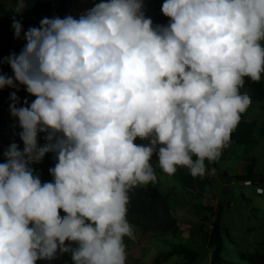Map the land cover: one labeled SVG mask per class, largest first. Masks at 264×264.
Returning <instances> with one entry per match:
<instances>
[{
    "label": "clouds",
    "instance_id": "obj_1",
    "mask_svg": "<svg viewBox=\"0 0 264 264\" xmlns=\"http://www.w3.org/2000/svg\"><path fill=\"white\" fill-rule=\"evenodd\" d=\"M161 12L166 25L144 0H99L79 18H42L0 60L12 70L0 90L35 97L17 107L10 94L23 150L10 144L0 163V264H127L129 193L157 182L153 158L165 174L204 176L230 143L251 105L245 79L264 78V0H164ZM12 28L20 39L22 22ZM47 153L57 162L42 183L29 166Z\"/></svg>",
    "mask_w": 264,
    "mask_h": 264
},
{
    "label": "rangeland",
    "instance_id": "obj_2",
    "mask_svg": "<svg viewBox=\"0 0 264 264\" xmlns=\"http://www.w3.org/2000/svg\"><path fill=\"white\" fill-rule=\"evenodd\" d=\"M91 2L92 0H81L86 11L90 9ZM163 2L164 0H144L145 15L156 25L168 23V19L161 12ZM20 21L22 32H26L27 24ZM1 22L0 16V34L8 27L4 23L1 25ZM10 38L5 39L8 41ZM262 82L264 83V78ZM241 93H246L251 98L250 107L240 119L255 123L251 143H229L217 161L207 164L208 171L204 176L193 177L184 167H178L173 175L165 174L156 166V158H153L157 182L141 187L158 186L161 193L168 198L172 215L177 220V228L170 232L144 233L134 226L135 239L125 237L127 264H155L161 259L162 264H191L179 255L164 259L166 254L178 247L200 254V258L193 264H211L215 248L209 245V235L217 219L220 204L224 207L222 225L225 245L220 264H257L253 262V256H264V100L256 99L247 89L241 90ZM38 142L40 145L45 143L43 133L40 134ZM135 143L148 142L137 139ZM5 151L0 149V163L6 162L3 155ZM42 162L29 166L35 175ZM249 166L253 167L254 180H238L237 177L247 173ZM212 169H215L214 174ZM39 262L73 264L70 254L59 253L55 259ZM258 264L264 262L258 261Z\"/></svg>",
    "mask_w": 264,
    "mask_h": 264
},
{
    "label": "trees",
    "instance_id": "obj_3",
    "mask_svg": "<svg viewBox=\"0 0 264 264\" xmlns=\"http://www.w3.org/2000/svg\"><path fill=\"white\" fill-rule=\"evenodd\" d=\"M0 16L7 19L8 23L12 26L13 19L19 20V16L9 9L5 4L0 2ZM23 47L17 44H6L0 48V60L7 58L10 54H19ZM0 71L3 74L12 75V70L7 63H0ZM247 89L251 92L256 99L264 100V83L251 82L247 78L245 79L244 86L241 90ZM240 90V91H241ZM19 97L20 105L24 106V101L28 103L31 99L26 90L23 91ZM255 130L254 122H247L240 120L237 127L231 134L230 143L237 145H247L252 142L253 133ZM264 136V129H263ZM57 160L54 153H47L43 159L41 168L37 175L43 182H51L52 176L49 173V169L54 167ZM255 178L253 173V167L249 166L247 173L243 176L237 177L238 180L251 182ZM130 203L128 205L127 219L134 226L140 228L144 233L150 231L170 232L177 228V220L172 215V210L168 202V198L161 193L158 186L155 185L151 188L137 187L130 193ZM224 207L222 204L218 207L217 219L213 223L212 230L209 235V245L215 248L213 252L211 264H220L223 260L222 254L225 250L224 238H223V225L222 215ZM174 255L183 256L189 263H195L199 258L198 252L189 250L184 247L174 248L172 252L165 255L164 259H168ZM253 262L258 264V261L264 262V256L255 254L253 256ZM37 264H42L37 261ZM155 264H162V259L157 260Z\"/></svg>",
    "mask_w": 264,
    "mask_h": 264
},
{
    "label": "crops",
    "instance_id": "obj_4",
    "mask_svg": "<svg viewBox=\"0 0 264 264\" xmlns=\"http://www.w3.org/2000/svg\"><path fill=\"white\" fill-rule=\"evenodd\" d=\"M1 3L5 4L9 9H11L20 20L27 24V30L30 27H39L42 18L56 17V14L61 9L63 2L61 0H25V10L21 14L16 13L17 0H0ZM99 2V0H92L91 7L94 3ZM90 7V8H91ZM2 23L6 24L8 27L1 31L0 34V48L6 44H17L24 47L25 40L23 39V32L21 33V38L16 39L14 36V30L12 26L8 23L7 19L2 18ZM6 37H11L8 41ZM16 92L20 95L25 91L23 86H18L17 89L5 88L0 90V149L7 150L12 143L19 145L20 149L23 150V142L20 140L19 132L21 131L19 127L18 120L11 116L9 106L11 103L10 94ZM35 99L31 97L29 104ZM17 107H21L20 103Z\"/></svg>",
    "mask_w": 264,
    "mask_h": 264
},
{
    "label": "built area",
    "instance_id": "obj_5",
    "mask_svg": "<svg viewBox=\"0 0 264 264\" xmlns=\"http://www.w3.org/2000/svg\"><path fill=\"white\" fill-rule=\"evenodd\" d=\"M63 5L59 12L56 14V17L64 18L68 15H71L75 18H79L80 15L86 12L85 7L82 6L81 0H61ZM86 1V0H82Z\"/></svg>",
    "mask_w": 264,
    "mask_h": 264
},
{
    "label": "water",
    "instance_id": "obj_6",
    "mask_svg": "<svg viewBox=\"0 0 264 264\" xmlns=\"http://www.w3.org/2000/svg\"><path fill=\"white\" fill-rule=\"evenodd\" d=\"M256 180H258V179L256 178Z\"/></svg>",
    "mask_w": 264,
    "mask_h": 264
}]
</instances>
